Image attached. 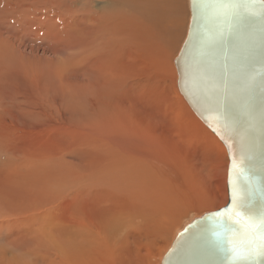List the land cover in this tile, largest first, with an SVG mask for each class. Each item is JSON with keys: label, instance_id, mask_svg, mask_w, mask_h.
Returning <instances> with one entry per match:
<instances>
[{"label": "rangeland", "instance_id": "obj_1", "mask_svg": "<svg viewBox=\"0 0 264 264\" xmlns=\"http://www.w3.org/2000/svg\"><path fill=\"white\" fill-rule=\"evenodd\" d=\"M126 1L0 0V264H160L228 201L226 146L178 87L189 0H152L157 25ZM142 124L160 154L123 157Z\"/></svg>", "mask_w": 264, "mask_h": 264}, {"label": "water", "instance_id": "obj_2", "mask_svg": "<svg viewBox=\"0 0 264 264\" xmlns=\"http://www.w3.org/2000/svg\"><path fill=\"white\" fill-rule=\"evenodd\" d=\"M189 2L188 33L175 58L178 84L198 117L226 146L228 201L187 223L160 264H228V254L214 247L204 218L232 207L234 192L236 207L246 203L258 211L264 206V23L245 21L208 48L201 40V19L193 0ZM255 264H264V257Z\"/></svg>", "mask_w": 264, "mask_h": 264}, {"label": "snow or ice", "instance_id": "obj_3", "mask_svg": "<svg viewBox=\"0 0 264 264\" xmlns=\"http://www.w3.org/2000/svg\"><path fill=\"white\" fill-rule=\"evenodd\" d=\"M193 7L201 19V40L208 48L222 43L245 21L258 18L264 23V0H193ZM232 204L204 218L208 235L217 250L226 251L228 264H255L264 257V206L258 211L246 203L236 207L235 192Z\"/></svg>", "mask_w": 264, "mask_h": 264}, {"label": "bare ground", "instance_id": "obj_4", "mask_svg": "<svg viewBox=\"0 0 264 264\" xmlns=\"http://www.w3.org/2000/svg\"><path fill=\"white\" fill-rule=\"evenodd\" d=\"M132 0H128V1H126V3H123L122 4V6H124L127 10H132V11H134V13H136V16L137 17H139V18H144V19H150L151 17L152 18H154L155 20H153V21H155L154 23L157 25V22L158 21H160V20H162L164 17H165V11H167V10H164V7L163 6H159V7H156V5L154 6V4H151V2H152V0H138V2H131ZM154 1H156V3H157V0H154ZM153 1V2H154ZM117 2V1H116ZM120 2V1H119ZM152 2V3H153ZM160 2V1H159ZM155 3V2H154ZM171 4V3H170ZM38 5V4H37ZM160 5H161V3H160ZM163 5V4H162ZM163 7V8H162ZM189 9H190V2H189ZM178 10V9H177ZM131 11V12H132ZM173 11V10H172ZM171 11V12H172ZM168 12H170V11H168ZM169 14V13H168ZM38 16V15H37ZM109 16H111L112 17V15H110L109 14ZM105 18H107V16L105 17ZM109 18V17H108ZM108 18H107V20H108ZM94 19V18H93ZM190 19H191V10H190ZM55 20V19H54ZM92 20V19H91ZM107 20H106V22H107ZM105 21V20H104ZM112 21H113V19H112ZM152 21V22H153ZM150 22V21H149ZM55 23V22H54ZM87 23H90V22H88L87 21ZM86 23V24H87ZM91 23H93L94 24V22H91ZM104 23V22H103ZM107 23H111V22H107ZM114 23V22H113ZM92 24V25H93ZM189 24H190V21H189ZM88 25V24H87ZM100 25H102V24H100ZM109 25V24H108ZM114 25V24H113ZM91 26V25H90ZM96 26V25H95ZM115 26V25H114ZM87 28L89 27V26H86ZM86 27H84V28H86ZM111 27V26H110ZM98 28V27H97ZM188 28H189V25H188ZM95 30V29H94ZM112 30V29H111ZM110 30V31H111ZM82 31V30H81ZM80 31V32H81ZM98 31V30H97ZM101 31H103L104 32V30H101ZM100 32V31H99ZM84 33H86L85 32V30H84ZM91 33H93V32H91ZM96 33H98V32H96ZM102 33V32H101ZM100 33V34H101ZM105 33H106V30H105ZM110 33V32H109ZM187 33H188V31H187ZM93 35H94V33H93ZM100 36V35H99ZM105 36V35H104ZM103 36V37H104ZM187 36V35H186ZM103 37H101V38H103ZM77 38V37H76ZM83 38H85V37H83ZM97 39V38H96ZM186 39V38H185ZM79 40H80V37H79ZM103 40H105V39H103ZM106 40H108V38L106 39ZM185 41V40H184ZM93 42V41H92ZM95 42V41H94ZM97 43H99V42H97ZM184 43V42H183ZM70 44V43H69ZM89 44H90V41H89ZM108 44V43H107ZM110 45V44H109ZM104 46H106V45H104ZM103 48V47H102ZM127 53V52H126ZM130 53V52H129ZM88 56H90V54L88 55ZM97 56H98V54H97ZM104 56V55H103ZM105 56H108V55H105ZM110 57V56H109ZM134 57V56H133ZM96 59V58H95ZM111 59H112V57H111ZM97 60V59H96ZM104 60H105V58H104ZM109 60H110V58H109ZM113 60V59H112ZM132 60V59H131ZM102 61V59H100V62ZM97 62H98V60H97ZM103 63V62H102ZM102 63H100V66L101 65H103ZM107 63H108V61H107ZM109 64H111V63H109ZM114 65H118V64H113V66ZM88 66V65H87ZM122 66V65H121ZM103 67V66H102ZM105 67V66H104ZM115 67V66H114ZM18 68V67H17ZM106 68V67H105ZM177 68V67H176ZM114 69V68H113ZM114 70H116V69H114ZM113 70V71H114ZM112 71V70H111ZM117 71V74H118V70H116ZM116 71L114 72V73H116ZM29 72V71H28ZM177 72H178V70H177ZM87 73V72H86ZM127 73V72H126ZM21 74V73H20ZM27 74V73H26ZM112 74H113V72H112ZM119 74H120V72H119ZM128 74V73H127ZM28 75V74H27ZM96 75V74H95ZM116 75V74H115ZM125 75V74H124ZM123 75V77L125 78V76ZM93 76V75H92ZM97 76H98V74H97ZM116 76H118V78H120L121 76H119V75H116ZM116 76H114V78L116 77ZM111 77H113V76H111ZM127 77H128V75H127ZM87 78V77H86ZM37 79V78H36ZM94 79V78H93ZM89 80V79H88ZM91 80V79H90ZM178 80H179V74H178ZM87 82V81H86ZM90 82V81H89ZM91 83V82H90ZM90 83H88V85H90ZM86 84V83H85ZM101 84V83H100ZM88 85L87 86H85V88L86 87H88ZM112 85V84H111ZM116 85V84H115ZM119 85V84H118ZM96 86V85H95ZM94 86V87H95ZM104 85L102 84V86H100V88L101 87H103ZM113 86V85H112ZM117 86V85H116ZM116 86H114V87H116ZM124 86V85H123ZM178 87H179V84H178ZM108 88V87H107ZM123 88V87H122ZM121 88V89H122ZM88 89V91H90L89 90V88H87ZM111 89V88H110ZM109 88H108V90H110ZM179 89H180V87H179ZM91 90H94V89H91ZM104 90V89H103ZM114 90H116V89H114ZM87 91V92H88ZM110 91H113V90H110ZM95 92V91H94ZM98 92V91H97ZM180 92L183 94V96L185 97V99L188 101V99L186 98V96L184 95V93L181 91V89H180ZM93 92H91L90 94H92ZM114 93V92H113ZM94 94H96V93H94ZM109 94V93H108ZM93 95V94H92ZM91 95V96H92ZM98 95H101V93H98ZM90 96V95H89ZM102 96V99H104L103 98V95H101ZM113 96V95H112ZM112 96H111V98H112ZM180 96V95H179ZM126 97V96H125ZM100 98V97H99ZM91 100V99H90ZM108 100V99H107ZM104 101V100H103ZM110 101H112L111 99H110ZM94 103V102H93ZM101 103V102H100ZM188 103H189V101H188ZM189 105H190V103H189ZM191 106V105H190ZM192 107V106H191ZM193 109V108H192ZM194 110V109H193ZM195 111V110H194ZM110 118H108L109 119V121H107V119H106V121L107 122H110V120H111V116H109ZM112 119H114V118H112ZM116 119H114L113 121H115ZM145 121V120H144ZM117 122V121H116ZM113 125L115 124V123H112ZM200 124H202V123H200ZM100 126H102V125H100ZM115 126V125H114ZM113 126V127H114ZM142 127H143V132L141 133L140 131H138V134H139V136L137 137V138H132V139H130V138H128V137H123L122 136V138H120V137H117L118 139H117V144L116 145H119V142L121 141V143H120V148H122L123 150H125V152L124 153H122V155H123V157L125 156V157H128L129 155H130V153H135L137 156H139L138 158H136V159H138V161H143V160H147L146 159V155L147 154H153V155H155V156H157L158 154H160V152H159V150L157 149V148H153L151 151H149L148 150V146H146L145 145V143H146V141H145V139H144V133H145V129H146V125L145 124H142ZM120 128H121V126H119V127H116V128H114V130H115V132L116 133H119V135L121 134V131H120ZM106 129V128H105ZM150 130V129H149ZM148 130V131H149ZM101 131V130H100ZM107 131V130H106ZM106 131H104L103 130V132L104 133H106ZM102 132V131H101ZM100 132V133H101ZM108 133V132H107ZM100 135H102V134H100ZM106 135V134H105ZM114 135V134H113ZM117 135V134H116ZM104 136V135H103ZM106 139V138H105ZM109 139V138H108ZM112 139V138H111ZM110 141V140H109ZM111 142V141H110ZM112 146V145H111ZM115 147V146H114ZM113 148V147H112ZM116 148V147H115ZM129 148H132L131 150H128ZM109 149V148H108ZM155 149L157 150V151H155ZM2 151V150H1ZM110 151V150H109ZM111 152H112V150H111ZM141 153H144V154H146V155H144V154H141ZM110 155V154H109ZM132 155H134V154H132ZM124 165V164H123ZM125 168H127V167H125ZM130 171V170H129ZM88 190V189H87ZM89 191V190H88ZM83 201V200H82ZM204 214V213H203ZM202 214V215H203ZM201 216V215H200ZM80 220V219H79ZM191 222V221H190ZM183 229V228H182ZM181 229V230H182ZM180 230V231H181ZM176 237V236H175ZM175 239V238H174Z\"/></svg>", "mask_w": 264, "mask_h": 264}]
</instances>
